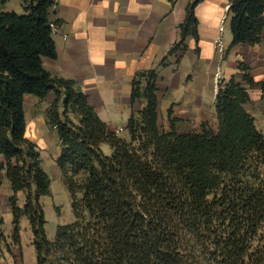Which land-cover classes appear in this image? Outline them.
<instances>
[{"label":"trees","instance_id":"16d2710c","mask_svg":"<svg viewBox=\"0 0 264 264\" xmlns=\"http://www.w3.org/2000/svg\"><path fill=\"white\" fill-rule=\"evenodd\" d=\"M26 1L18 14L3 10L6 0H0V188L5 178L12 243H20L24 215L36 264H264V134L245 109L246 88L233 78L222 81L214 102L216 128L203 122L199 131L179 133L171 107L167 130L159 125L157 70L138 71L124 128L128 139L119 137L75 80L53 77L43 65V57H57L51 24L60 21L49 13L54 0ZM203 1L186 4L166 57L184 55L188 37L200 55L195 9ZM228 6L229 48L259 44L264 0H231ZM238 69L247 85L256 83L247 65ZM259 86L264 104V81ZM51 94L46 123L56 130V164L74 216L57 227L53 240L40 202L50 194V179L27 136L24 108L26 96L44 100ZM102 144L111 148L109 155Z\"/></svg>","mask_w":264,"mask_h":264},{"label":"rangeland","instance_id":"374dc122","mask_svg":"<svg viewBox=\"0 0 264 264\" xmlns=\"http://www.w3.org/2000/svg\"><path fill=\"white\" fill-rule=\"evenodd\" d=\"M27 4L26 0H6L3 10H12L23 14ZM228 7L226 5V12H221L218 16L216 12L204 14L201 28L210 36L214 34L213 39H215L211 40L210 38L209 42L205 44V36H203L204 44H202L203 49L200 48L199 56L195 53L197 44L191 37H188L186 40L188 49L184 55L178 52L173 56L166 57V52L163 56L166 57V65L161 63L162 57L156 65L149 68H155L158 72L159 125L163 130H167L168 127L167 109L169 107L172 109V116L177 119L176 127L179 133L199 131L200 124L203 122L215 129L217 126L214 109L215 95L222 81L226 82L233 78L248 91L250 102L245 105V109L253 117L257 130L264 134V104L259 86V83L264 81V32L259 44H244L229 48L231 33L227 14ZM57 29L58 27L55 25L52 34L56 33ZM63 37V40L68 39L67 36ZM241 62L249 67V73L256 82L254 85L249 86L242 80L241 76L244 72L238 69V64ZM53 98L54 96L51 94L44 100H38L37 105L27 99L24 107L26 123L29 127L28 137L34 139L38 146L42 169L50 179V194L40 199L45 213V231L49 240H53L58 226L74 221L70 194L56 164L60 155L58 137L56 130L47 126L46 123V112ZM142 106L143 102H140L136 104L135 109H140ZM94 109L99 118L117 136L128 139L124 125L129 117L118 115L119 112L126 110V106L116 109L99 108L100 114L96 108ZM116 111L117 115H111ZM68 116L78 123L79 118L75 114L68 113ZM101 149L106 155L111 153V148L107 144H102ZM5 182L7 183V181ZM7 192V185L2 184L0 188L2 195L0 197V217L4 223L0 227L3 234V237H0V264H36L31 243L32 231L29 221L24 215L19 223L20 243L19 245L12 243V214L9 204L11 193L7 194ZM17 198L19 207H23L25 197L20 201L22 196L19 198V194H17Z\"/></svg>","mask_w":264,"mask_h":264},{"label":"crops","instance_id":"0c3cea01","mask_svg":"<svg viewBox=\"0 0 264 264\" xmlns=\"http://www.w3.org/2000/svg\"><path fill=\"white\" fill-rule=\"evenodd\" d=\"M188 1L54 0L49 13L52 20L60 21L52 36L57 57H43V65L53 77L75 80L98 113L99 108L126 106V110L111 115L128 118L132 77L156 65L176 42ZM230 1L204 0L196 7L200 48L215 37L201 28L204 14L226 12ZM63 36L68 39L63 40ZM27 99L38 103L37 98L26 96L24 107ZM28 132L27 125V136ZM5 181L2 184L10 194ZM18 194L23 200L24 194Z\"/></svg>","mask_w":264,"mask_h":264},{"label":"built area","instance_id":"2783aa9c","mask_svg":"<svg viewBox=\"0 0 264 264\" xmlns=\"http://www.w3.org/2000/svg\"><path fill=\"white\" fill-rule=\"evenodd\" d=\"M54 26H55L54 24H51L52 31H53ZM117 132H119V131H117Z\"/></svg>","mask_w":264,"mask_h":264}]
</instances>
